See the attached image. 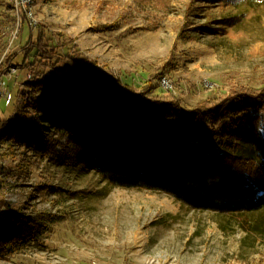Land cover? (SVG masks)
I'll return each instance as SVG.
<instances>
[{
	"label": "rangeland",
	"instance_id": "obj_1",
	"mask_svg": "<svg viewBox=\"0 0 264 264\" xmlns=\"http://www.w3.org/2000/svg\"><path fill=\"white\" fill-rule=\"evenodd\" d=\"M230 2L17 0V8H28L29 21L21 36L17 25L0 42V62L17 53L15 65L23 63L20 51L30 40V25L38 23L48 38L60 34L71 40L75 54L116 87L121 82L139 87L163 71L159 88L200 111L238 93L236 85L253 91L264 86V0ZM38 37L35 30L32 40ZM57 41L54 37L52 44ZM2 73L0 130L8 120L27 134L0 136V210L13 209L37 225L36 238L0 256V264H264V208L201 211L166 192L112 186L66 159L62 131L37 120L29 106H18L19 88L31 69ZM78 106L92 112L89 99ZM70 112L63 104L41 117ZM164 126L160 129L170 136L186 133L174 121Z\"/></svg>",
	"mask_w": 264,
	"mask_h": 264
},
{
	"label": "trees",
	"instance_id": "obj_2",
	"mask_svg": "<svg viewBox=\"0 0 264 264\" xmlns=\"http://www.w3.org/2000/svg\"><path fill=\"white\" fill-rule=\"evenodd\" d=\"M16 1L0 0L2 43L17 25L21 36L29 21L28 8H17ZM228 1L240 6L247 0ZM30 28V40L20 51L23 63L15 65L17 53L6 57L0 62V78L4 69H31L17 104L29 106L37 120L63 132L66 159L88 167L112 186L166 192L195 210L235 214L264 208V86L253 91L236 85L239 92L225 101L189 110L159 88L156 80L165 72L139 87L121 82L119 88L75 54L71 40L63 41L60 34L48 38L38 23ZM35 30L37 42L32 40ZM54 37L58 41L52 44ZM60 65L75 71L59 70ZM138 89L141 92H135ZM86 99L92 112L78 106ZM63 104L71 108L66 116L41 117ZM168 121L186 133L170 136L161 130ZM4 122L0 136L27 134ZM244 143L248 146L242 149ZM36 225L13 209L0 210V256L35 239Z\"/></svg>",
	"mask_w": 264,
	"mask_h": 264
},
{
	"label": "built area",
	"instance_id": "obj_3",
	"mask_svg": "<svg viewBox=\"0 0 264 264\" xmlns=\"http://www.w3.org/2000/svg\"><path fill=\"white\" fill-rule=\"evenodd\" d=\"M11 73H15L16 72V70L15 69H12L11 71H10ZM31 78V76H29V79ZM6 84L3 82H1V80H0V91H1V89L5 86ZM4 96H7V94H4ZM8 98H9V96H7ZM7 97H6V99H7Z\"/></svg>",
	"mask_w": 264,
	"mask_h": 264
},
{
	"label": "bare ground",
	"instance_id": "obj_4",
	"mask_svg": "<svg viewBox=\"0 0 264 264\" xmlns=\"http://www.w3.org/2000/svg\"><path fill=\"white\" fill-rule=\"evenodd\" d=\"M68 108L65 106L62 109L59 110V112H65Z\"/></svg>",
	"mask_w": 264,
	"mask_h": 264
}]
</instances>
